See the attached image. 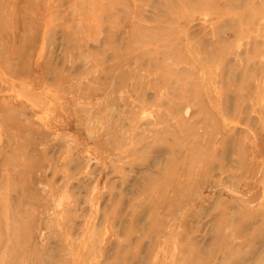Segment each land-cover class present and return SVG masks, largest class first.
Segmentation results:
<instances>
[{
    "label": "rangeland",
    "instance_id": "rangeland-1",
    "mask_svg": "<svg viewBox=\"0 0 264 264\" xmlns=\"http://www.w3.org/2000/svg\"><path fill=\"white\" fill-rule=\"evenodd\" d=\"M0 264H264V0H0Z\"/></svg>",
    "mask_w": 264,
    "mask_h": 264
}]
</instances>
